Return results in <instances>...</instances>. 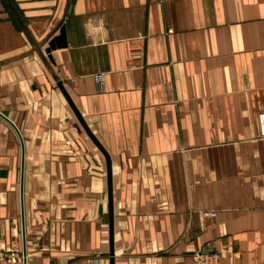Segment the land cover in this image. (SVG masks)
<instances>
[{"label": "crops", "instance_id": "0c3cea01", "mask_svg": "<svg viewBox=\"0 0 264 264\" xmlns=\"http://www.w3.org/2000/svg\"><path fill=\"white\" fill-rule=\"evenodd\" d=\"M70 7L0 0L28 264H110L107 161L60 82L111 160L114 264H195L196 251L264 264V0ZM62 26L67 47L49 55ZM21 165L0 117V256L23 254Z\"/></svg>", "mask_w": 264, "mask_h": 264}, {"label": "water", "instance_id": "95a60500", "mask_svg": "<svg viewBox=\"0 0 264 264\" xmlns=\"http://www.w3.org/2000/svg\"><path fill=\"white\" fill-rule=\"evenodd\" d=\"M76 0H71V7L69 11V15L73 14L74 5ZM67 47V34L66 28L64 26L60 27L59 35L55 37L50 43L49 48L47 49V53L50 55L52 51L56 49H62ZM52 57H50L51 59ZM59 87L64 93L66 99L68 100L69 104L71 105L73 111L77 115L79 121L81 122L82 126L84 127L86 133L91 138V140L96 144L99 150L104 154L107 167H108V184H109V202H110V212H109V219H110V237H111V252H110V264H114V248H113V200H112V169H111V160L107 152L103 149V147L98 143L96 138L93 136L87 125L85 124L84 120L82 119L81 115L78 113L75 105L71 101L69 95L66 93L63 84L60 82ZM0 117L4 119L9 125L15 130L17 133L20 143H21V151H22V165H21V220H22V236H23V264H28V254H27V240H26V223H25V206H24V182H25V144L23 137L21 135L20 130L17 126L8 119L4 114L0 113Z\"/></svg>", "mask_w": 264, "mask_h": 264}, {"label": "built area", "instance_id": "2783aa9c", "mask_svg": "<svg viewBox=\"0 0 264 264\" xmlns=\"http://www.w3.org/2000/svg\"><path fill=\"white\" fill-rule=\"evenodd\" d=\"M172 32V31H170ZM95 82L99 90L103 91L105 77L103 74L95 76ZM259 140L264 141V110L258 113ZM215 215V214H214ZM195 264H222L223 256L219 252H200L196 251L191 255ZM0 264H23V254L16 250H9L7 254L0 256Z\"/></svg>", "mask_w": 264, "mask_h": 264}]
</instances>
